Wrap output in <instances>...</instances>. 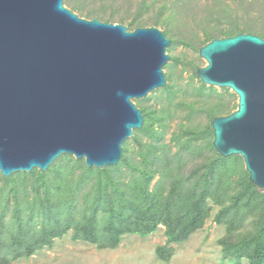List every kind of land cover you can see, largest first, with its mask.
Listing matches in <instances>:
<instances>
[{"label": "water", "instance_id": "1", "mask_svg": "<svg viewBox=\"0 0 264 264\" xmlns=\"http://www.w3.org/2000/svg\"><path fill=\"white\" fill-rule=\"evenodd\" d=\"M65 0H0V172H46L62 156L117 166L145 119L133 100L166 86L171 41L156 27L87 20ZM211 87L237 111L213 121L214 147L243 158L264 192V38L238 34L200 50Z\"/></svg>", "mask_w": 264, "mask_h": 264}, {"label": "rangeland", "instance_id": "2", "mask_svg": "<svg viewBox=\"0 0 264 264\" xmlns=\"http://www.w3.org/2000/svg\"><path fill=\"white\" fill-rule=\"evenodd\" d=\"M64 5L81 18L94 20L90 16L93 14L101 22L125 25L130 31L136 30L135 26L129 27L132 21H138L136 25H142L141 28H159L171 45L167 49L170 61L164 67L166 86L146 98L133 100L144 116L143 128L150 127L152 131L135 130L134 136L126 141L124 157L127 161L119 163L118 168H108L106 174L94 176V180L78 191L76 186L72 191V186L83 175L84 165L87 166L85 160L64 155L48 171H32L36 177L38 172L46 174L39 182L49 183L53 202L75 198L83 204L92 197L98 177L109 180V186L115 182L133 198L132 192H141L140 187L133 188L134 185H145L142 173L154 169L155 145H160L157 151V155L162 154L160 166L168 174L167 192L174 176L189 180L188 185L194 186L196 177L212 170V166L218 171L220 181L223 177L222 186L220 183L211 190L214 194L207 199L209 212L202 227L182 243L169 244L167 229L162 224L144 237L124 236L114 249L76 241L71 231L63 238L53 239L30 258L11 264H250L249 259H236L232 253L249 243L264 225V202L258 200L251 207L231 206L244 186L246 165L242 157L233 156L235 160L226 164L227 167L215 168L219 156L214 147L212 126L216 118L237 111L239 97L231 89L204 84L198 70L208 66L200 50L213 40L222 39L237 29L264 38V0H65ZM148 134H160L161 140L156 142ZM149 147L152 152L148 151ZM143 158H149L150 166ZM62 172L67 177L64 185L67 187L61 193L58 182ZM26 174L31 173L14 174L15 182L25 181ZM161 178L159 173L154 175L148 185L150 193L156 192ZM3 185L0 178V187ZM34 196V187L30 184L25 197L33 202ZM225 212L227 214L221 216ZM11 217L10 214L7 219Z\"/></svg>", "mask_w": 264, "mask_h": 264}, {"label": "trees", "instance_id": "3", "mask_svg": "<svg viewBox=\"0 0 264 264\" xmlns=\"http://www.w3.org/2000/svg\"><path fill=\"white\" fill-rule=\"evenodd\" d=\"M90 16L95 19L93 14ZM137 22H130L129 27L135 26L136 29L143 27L137 26ZM244 33L250 32L237 29L222 38ZM142 131L150 133L152 129L145 127ZM148 135L156 139V142L161 140L160 134ZM126 143L123 146L124 152ZM159 148L160 145H155L152 152L149 147L148 151L153 153L154 169L142 173L145 185H134L133 188L139 186L141 192L135 194L132 192L133 198H130L126 190L119 188L115 182L110 185L111 189L109 180L98 177L97 184L92 190V197L83 204L75 198L68 202L54 203L49 183L39 182V179H45V173L38 172L39 176L36 177V173L31 172L29 175L26 174L27 179L20 183L15 182V176L9 178L1 176L4 185L0 187V264H11L21 258H30L44 245H50L53 239L63 238L71 231L74 240L97 244L100 248L114 249L126 235L147 236L160 224L167 229L169 244H179L188 240L204 224L209 212L206 206L207 199L214 194L211 193L212 189L217 188L220 183L222 186L223 177L220 181L214 166L203 176L196 177L194 186L188 185L189 180L174 176L167 192L168 174L160 166L162 154L157 155ZM213 150L216 152L214 148ZM217 155L219 163L215 165L216 169L227 167L226 164L229 165L230 161L235 160L233 156L225 158L218 152ZM164 156L166 157L165 152ZM143 159L147 164L149 158ZM125 161L127 159L123 155L119 163ZM108 171V168L97 169L84 165V173L72 186V191L75 190V186L77 191L80 190L83 185L94 180V176L106 174ZM157 173L161 174L162 178L156 192L150 193L148 185ZM60 176L58 190L62 193L67 187L64 186L67 177L65 173ZM31 180L33 182H30ZM207 181L209 183L206 184ZM30 184L35 191L33 202H29L25 197ZM233 200L231 206L251 207L258 200L264 202V193L258 190L246 173L244 186ZM10 214L12 217L9 220L7 217ZM226 214L225 212L221 216ZM259 230L249 243L240 246L232 253L236 259L247 258L250 264H264V225Z\"/></svg>", "mask_w": 264, "mask_h": 264}]
</instances>
